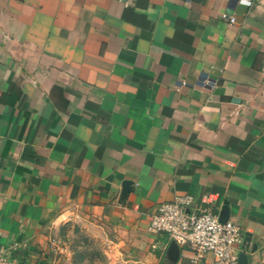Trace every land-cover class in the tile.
Here are the masks:
<instances>
[{"label":"crops","instance_id":"0c3cea01","mask_svg":"<svg viewBox=\"0 0 264 264\" xmlns=\"http://www.w3.org/2000/svg\"><path fill=\"white\" fill-rule=\"evenodd\" d=\"M184 194L193 211L228 207L240 253L264 264V0H0V246L14 264H61L68 223L115 263L208 264L188 245L173 260L149 229Z\"/></svg>","mask_w":264,"mask_h":264},{"label":"built area","instance_id":"2783aa9c","mask_svg":"<svg viewBox=\"0 0 264 264\" xmlns=\"http://www.w3.org/2000/svg\"><path fill=\"white\" fill-rule=\"evenodd\" d=\"M245 3L250 4L251 0ZM222 16L231 23L236 22L235 16L228 13ZM193 203L194 198L188 194L161 203L151 215L149 229L156 233H167L179 245L190 246L195 260L210 255L208 264H240L242 227L229 219L222 221L220 214L210 209L193 211ZM0 264H14L10 251L3 246H0Z\"/></svg>","mask_w":264,"mask_h":264},{"label":"rangeland","instance_id":"374dc122","mask_svg":"<svg viewBox=\"0 0 264 264\" xmlns=\"http://www.w3.org/2000/svg\"><path fill=\"white\" fill-rule=\"evenodd\" d=\"M61 236L64 247H67L59 256L64 257L61 264H120L115 263L112 252L110 256L107 253L106 241L93 237L84 225L68 223Z\"/></svg>","mask_w":264,"mask_h":264},{"label":"water","instance_id":"95a60500","mask_svg":"<svg viewBox=\"0 0 264 264\" xmlns=\"http://www.w3.org/2000/svg\"><path fill=\"white\" fill-rule=\"evenodd\" d=\"M129 185H130V182H125V190L123 193V197H125L128 194V191L130 190ZM220 217H221V220L224 222L229 219V208L228 207H225ZM179 254H180V246L178 245L176 241L173 240L169 248V255L173 260H176ZM240 264H248V255L244 252L240 253Z\"/></svg>","mask_w":264,"mask_h":264},{"label":"clouds","instance_id":"9594fccd","mask_svg":"<svg viewBox=\"0 0 264 264\" xmlns=\"http://www.w3.org/2000/svg\"><path fill=\"white\" fill-rule=\"evenodd\" d=\"M244 2H247V0H244Z\"/></svg>","mask_w":264,"mask_h":264}]
</instances>
